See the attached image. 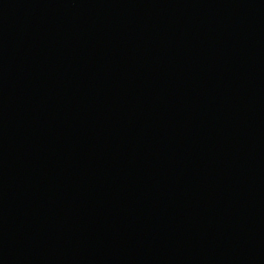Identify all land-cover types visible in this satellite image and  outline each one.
Listing matches in <instances>:
<instances>
[{"label": "water", "instance_id": "obj_1", "mask_svg": "<svg viewBox=\"0 0 264 264\" xmlns=\"http://www.w3.org/2000/svg\"><path fill=\"white\" fill-rule=\"evenodd\" d=\"M0 264H264V0H0Z\"/></svg>", "mask_w": 264, "mask_h": 264}]
</instances>
